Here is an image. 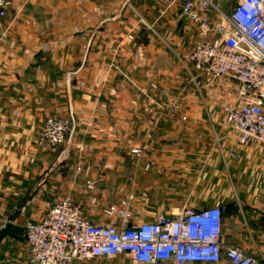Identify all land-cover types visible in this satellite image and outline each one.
Returning <instances> with one entry per match:
<instances>
[{"label": "crops", "instance_id": "obj_1", "mask_svg": "<svg viewBox=\"0 0 264 264\" xmlns=\"http://www.w3.org/2000/svg\"><path fill=\"white\" fill-rule=\"evenodd\" d=\"M196 37L178 1L7 0L0 19V228L39 221L61 195L93 223L121 222L104 209L126 200L128 226L183 207L219 206L222 248L237 245L264 263V146L254 138L240 143L223 105L205 103L203 79L186 56ZM48 116H72L56 150L39 142ZM159 174L193 178L157 200L145 192ZM88 177L95 189L86 188ZM128 192L138 194L128 199ZM0 264H32L23 233L0 240ZM69 264L171 262L117 254Z\"/></svg>", "mask_w": 264, "mask_h": 264}, {"label": "built area", "instance_id": "obj_2", "mask_svg": "<svg viewBox=\"0 0 264 264\" xmlns=\"http://www.w3.org/2000/svg\"><path fill=\"white\" fill-rule=\"evenodd\" d=\"M178 1L181 12L196 26L197 37L187 59L207 84L227 79L235 83L233 97L222 106L225 123L240 143L254 138L264 146V0H162ZM7 0H0V19ZM227 3V4H226ZM223 5H230L226 10ZM70 116H48L39 142L56 150L68 137ZM132 152L140 155V149ZM82 167H78L80 169ZM85 175L88 168L83 169ZM94 189V181L86 179ZM130 195L128 199H131ZM109 206L121 222L93 223L68 195L57 196L39 221L23 226L25 243L34 264H69L95 257L124 254L136 261H170L228 264H264L237 245L222 248L221 208L183 207L175 214L160 213L154 220L128 226L125 206Z\"/></svg>", "mask_w": 264, "mask_h": 264}, {"label": "rangeland", "instance_id": "obj_3", "mask_svg": "<svg viewBox=\"0 0 264 264\" xmlns=\"http://www.w3.org/2000/svg\"><path fill=\"white\" fill-rule=\"evenodd\" d=\"M223 6L227 10L230 5H223ZM202 82L205 86V88H204L205 89V103L208 105L209 104H219L220 106H222L230 98L228 93L232 94L231 92H233L235 89V83H233L229 80H226L224 82H220V85H218L219 82H217L218 84L217 83L207 84V83H205L204 80H202ZM158 104H161V103H158ZM170 105L172 106V108H176L177 103L173 102ZM70 117H72V116H70ZM133 148H138V147H132L130 149L131 152H132ZM145 167L147 168L148 165H145ZM192 178H193L192 176L191 177H185V176H181V175L170 176L168 174H159L157 176H154L151 179V181H149V185H150V188L152 191L145 192V194L148 196H152L158 200V198H162L164 196L165 191L167 189H170L171 187H176V186L180 187V186L191 185V183L188 182V179L191 180ZM94 185H95V182H94ZM89 190H91V189H89ZM136 194H138V193L128 192V193H126V197L128 198L131 195L133 198V196H136ZM110 206H115V205L112 204ZM32 264H34V263L32 262Z\"/></svg>", "mask_w": 264, "mask_h": 264}, {"label": "water", "instance_id": "obj_4", "mask_svg": "<svg viewBox=\"0 0 264 264\" xmlns=\"http://www.w3.org/2000/svg\"><path fill=\"white\" fill-rule=\"evenodd\" d=\"M23 227L14 224L12 221H7L1 228H0V240L8 234H15V235H22Z\"/></svg>", "mask_w": 264, "mask_h": 264}]
</instances>
